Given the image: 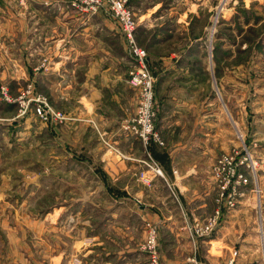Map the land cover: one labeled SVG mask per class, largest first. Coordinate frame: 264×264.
Here are the masks:
<instances>
[{
    "label": "rangeland",
    "instance_id": "obj_1",
    "mask_svg": "<svg viewBox=\"0 0 264 264\" xmlns=\"http://www.w3.org/2000/svg\"><path fill=\"white\" fill-rule=\"evenodd\" d=\"M105 1L100 0L102 3L93 10L87 0H0V264H80L76 255L72 257V242H96L82 235L85 225L80 217L88 205L98 203L111 209L115 204L108 203L107 196L131 198L135 192H145L135 185L127 194L111 186L110 178L107 189L103 187L107 175L100 171L95 157L86 170L83 154L76 159L72 156L76 150L72 144L78 147L86 143L87 129L82 124L72 131V18L98 22L96 15L104 16L120 34L126 81L138 93L135 111L122 125L142 145L136 177L147 187L152 183L149 175L164 179L167 191L157 189L156 205L160 207L168 197L177 210H182L187 220L188 263L264 264V0H203V10L183 20L179 2L157 0L162 18L152 31L165 30L159 34L166 36L165 44L147 52L144 45L150 36H144L141 44L134 31L137 45L146 52L143 65L154 80L153 126L161 143L139 138L127 127L138 118L141 86L128 81L129 72L137 66L128 54L124 32ZM127 6L131 8L129 0ZM96 22L90 28V43L97 49L94 62L105 42L100 36L106 35ZM160 25H166L165 29ZM100 63L105 64V59H99ZM166 68L173 73L164 72ZM159 89L161 99L164 93H173L177 99L197 102L195 113L190 115L192 121L203 122V133L199 132L196 140L184 141V148L191 146V152L202 153L187 157L180 165L181 172L173 169L172 173L180 180L188 167L198 164L196 170L209 173L207 187L192 184L185 190L177 186L178 180L173 177L168 181L152 159L150 144L167 143L157 125L163 112L156 100ZM3 91L10 101L3 98ZM35 97L44 98L62 118L44 120L35 115ZM22 101L28 104L25 111ZM213 110L220 115L213 116ZM99 143L115 151L109 141L101 138ZM223 157L227 160L219 164ZM154 169H160L161 174ZM183 194L189 199L206 194L214 204L207 203L203 215L195 210L192 213L191 205L190 212H185ZM216 212L217 224L209 235L192 230L195 219L205 220ZM123 213V218L128 215V211ZM99 222L100 215L95 213L92 226ZM146 223L156 227L161 263L158 228L151 221L133 228L118 221L110 226L106 234L109 239L103 244L109 249L123 247L131 244L127 240L131 237L149 262L142 250L147 241ZM214 233L217 243L207 242Z\"/></svg>",
    "mask_w": 264,
    "mask_h": 264
},
{
    "label": "crops",
    "instance_id": "obj_2",
    "mask_svg": "<svg viewBox=\"0 0 264 264\" xmlns=\"http://www.w3.org/2000/svg\"><path fill=\"white\" fill-rule=\"evenodd\" d=\"M176 1L181 5L180 20H183L190 13L193 14L196 10H203V0ZM156 2L158 1L129 0V5L137 19L135 29L137 42H142L144 36H150V39L144 45L147 52L154 51L156 48L159 50V46L166 42V36L159 35L164 34L165 30L162 33L157 30L152 31L153 28L159 26L157 20L162 18L161 10L158 9L157 6L159 5ZM169 8L171 9V7ZM36 9H39L38 5ZM72 9L76 12L75 8L72 7ZM205 10L209 12L212 9L207 8ZM95 17L98 18V22L72 18V131H75L77 126L82 124H85L86 128L89 129V131L86 129L85 133L84 140L86 143L78 147L72 144V147L76 149L75 152H72V156L76 159V157L83 154L86 170H89V165L95 157L96 162L100 165V171L103 175L104 173L107 175V182L105 185L103 184V187L107 189L111 185L124 189L129 194L127 189L137 185L143 187L145 192H135L133 196H130L131 198L126 196L114 199L107 196L108 203L115 204L111 209L103 207L102 204H99V207L98 203L96 205L91 203L92 206L89 204L88 209L84 211V215L80 217L83 220L81 223L85 225L82 235L90 237L92 241L96 240V242H92L91 245H80L81 243H76L77 241L72 242V257L77 256L80 264H149L148 260L145 259V253L138 249L131 237L127 238L128 241H131V244L123 247L109 249L103 243L109 239L106 234L110 226L113 228L118 221L125 224L126 227L132 228L135 224L136 227H139L140 223L151 221L158 228L161 263L190 264L188 263V239L185 231L187 220L183 216L182 210L181 212L177 210L175 205L170 203L171 200L168 197L166 202L161 201L160 207L158 204L156 205L158 203L157 189L159 187L166 188L167 191L164 179L149 175V178H152V183L150 187H147L136 177L137 170L140 169V164L136 159L143 155L142 145L139 139L124 131L122 125L134 113L138 93L126 81V70L121 61L123 48L120 34L114 31V27L110 25L108 20L103 18L104 16L96 15ZM95 22L99 24L97 26H101L106 32V35L100 36L105 42H102V47L98 53L100 54V60L105 59V64H98L99 59H97V62L93 61L96 59L97 49H94L92 43H90L92 38L90 37L92 36L90 28L94 26ZM164 27L166 25H160V28L165 29ZM107 60L109 62L106 63ZM167 69H164V72L173 73L172 70L166 71ZM44 75L48 76L49 74L45 73ZM157 92V104L158 106L160 104L163 109L157 124L158 131L162 139L167 140V143H165V146L153 142L150 144L149 151L153 157L152 159L160 165V169L168 181L171 180L172 182L173 177L174 181L178 180L179 184L177 186L181 185V188L185 190L186 186L192 184L207 187L210 181L209 173H203L202 168L196 170L198 164L194 163L192 167H188L187 172L180 176V180L177 174L173 175L172 173L173 169L180 171V165L184 163L187 157H191L194 153L195 156L202 153V150L191 152V146L184 148V141L196 140L199 138V132L203 133V130H201L204 129L201 126L203 122L200 121L198 113H196L199 119L197 121H192V115H190L195 113L197 102L194 103L192 101L194 99L190 98L177 99L173 93H164L163 99H161V90L159 89ZM212 114L217 116L220 115V112L213 110ZM198 122H201L200 126ZM101 138L109 141L113 149L119 153L106 149L103 144L99 143ZM89 140H94L96 144L92 142L88 146L87 142ZM120 153L127 155V157L120 156ZM88 158H90V161ZM197 171L199 172L197 173ZM205 172L207 173V170ZM108 178H110L111 183ZM180 192H182V189H180ZM182 201L181 205L184 207L185 212L186 210L189 211L188 207L191 205L193 207L191 212L193 213L195 210L201 215H203L207 203L209 204L211 201L210 205L214 204L213 200H209L206 194L203 196L198 194L192 199L183 194ZM118 210L120 211L118 212ZM126 211H128V215L123 218L122 214ZM95 213L100 215V222L97 226H92L91 217ZM87 226L88 228H86ZM140 231L142 237L143 230L141 227ZM211 237L206 241L217 243L218 239L215 237V233ZM24 246L26 245L24 244ZM55 257H52V262H54ZM199 260H201L200 257Z\"/></svg>",
    "mask_w": 264,
    "mask_h": 264
},
{
    "label": "built area",
    "instance_id": "obj_3",
    "mask_svg": "<svg viewBox=\"0 0 264 264\" xmlns=\"http://www.w3.org/2000/svg\"><path fill=\"white\" fill-rule=\"evenodd\" d=\"M90 2V3H88ZM102 3V2H101ZM100 0H87V4L95 10L100 4ZM105 3L108 5L110 11L118 21L122 31L124 32L125 39L127 42L128 54L130 55L131 61L136 64V68L131 70L128 75V81L132 86H141L139 101H138V118L133 120V124L130 123L128 128L139 138L147 140H154L159 142L158 133L154 131L153 126V116H154V93H153V77L146 70L144 60L146 57V52L143 48H140L135 40L134 31L136 29L137 23L135 21L133 12L129 6H127V0H106ZM3 98L10 101L11 99L6 96L3 91ZM33 99V112L40 118L47 120L51 119H61L59 114H55L50 108L47 101L42 97H35ZM30 101V100H29ZM22 103V109L25 111L27 105ZM227 157H223L219 160V164L224 163ZM228 163V161L226 162ZM158 168V166L156 165ZM155 170V169H154ZM157 173L161 174L160 169L155 170ZM217 212L213 216L207 219H195L194 224L191 226L195 233H199L202 236H207L213 231V227L217 224ZM146 235L147 241L142 247V250L147 252L150 264H161L159 260V254L157 249V230L156 227L151 223H146Z\"/></svg>",
    "mask_w": 264,
    "mask_h": 264
}]
</instances>
